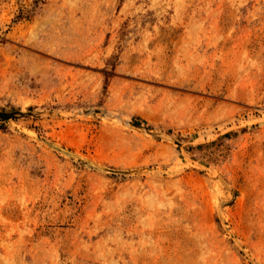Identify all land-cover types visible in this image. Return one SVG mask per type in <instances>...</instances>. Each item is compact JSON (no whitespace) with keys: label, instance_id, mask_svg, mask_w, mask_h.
<instances>
[{"label":"rangeland","instance_id":"obj_1","mask_svg":"<svg viewBox=\"0 0 264 264\" xmlns=\"http://www.w3.org/2000/svg\"><path fill=\"white\" fill-rule=\"evenodd\" d=\"M0 111V264H264V0H0Z\"/></svg>","mask_w":264,"mask_h":264},{"label":"water","instance_id":"obj_2","mask_svg":"<svg viewBox=\"0 0 264 264\" xmlns=\"http://www.w3.org/2000/svg\"><path fill=\"white\" fill-rule=\"evenodd\" d=\"M16 113H23V112H6V111H0V117L1 118H8L12 115H15ZM137 124V123H135Z\"/></svg>","mask_w":264,"mask_h":264},{"label":"trees","instance_id":"obj_3","mask_svg":"<svg viewBox=\"0 0 264 264\" xmlns=\"http://www.w3.org/2000/svg\"><path fill=\"white\" fill-rule=\"evenodd\" d=\"M35 2H37V0H35Z\"/></svg>","mask_w":264,"mask_h":264}]
</instances>
